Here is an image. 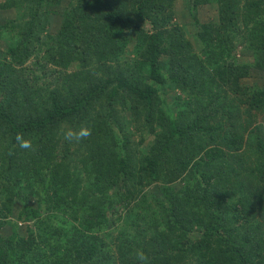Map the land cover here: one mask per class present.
I'll use <instances>...</instances> for the list:
<instances>
[{"label":"trees","instance_id":"16d2710c","mask_svg":"<svg viewBox=\"0 0 264 264\" xmlns=\"http://www.w3.org/2000/svg\"><path fill=\"white\" fill-rule=\"evenodd\" d=\"M46 1L0 0V10L21 3L28 7L18 38L0 53V161L14 175L4 182L25 181L31 194L36 181L41 182L43 164L48 168L53 163L54 172L66 166L67 155L58 156L53 143L61 125L86 124L91 138L108 134L115 140L110 146L118 144L125 133L118 106L130 109L155 140L133 167L129 160L135 158L126 154L112 158L108 167L116 173L135 179L144 170L142 179H130L128 186L113 178L108 186L119 192L112 197L103 194L109 187H100V194L89 187L83 197L93 206L86 218L68 230L53 227V245L44 237L38 241L41 236L30 227L27 234L4 235L1 226L10 221L0 208V264H139L121 246H107L96 223L108 222L139 186L161 177L173 181L186 171L191 188L159 202L163 222L151 220L148 239L133 237L128 244L143 250L149 264H264V223L259 220L264 217V89L241 82L251 67L264 70V0H218L216 22L200 24L192 12L203 59L191 53V43L174 22L175 0H78L64 12L51 46L40 36L48 21ZM208 1L190 0V9ZM8 26L18 27L9 20L0 25V34ZM238 42L252 52V65L226 61ZM130 45L134 58L122 60ZM30 59L33 67L44 70L50 63L58 72L60 81L45 95H37L30 80L34 69L25 65ZM73 61L83 70L68 72ZM168 88L188 95L181 104L169 101ZM259 113L263 116L254 124ZM17 133L31 138L35 150L21 149ZM97 148L92 145L82 168L96 181L108 159L103 163ZM49 173L54 183L55 175ZM6 184L0 183V192L7 194L2 204L10 212L14 199L26 200L28 193L11 192ZM65 201L59 195L49 209H59ZM18 217L39 222L40 212L25 207Z\"/></svg>","mask_w":264,"mask_h":264},{"label":"rangeland","instance_id":"374dc122","mask_svg":"<svg viewBox=\"0 0 264 264\" xmlns=\"http://www.w3.org/2000/svg\"><path fill=\"white\" fill-rule=\"evenodd\" d=\"M244 1L245 0H240V4ZM77 2L78 0L46 1L47 7L45 9L47 11L46 16L48 21L46 29L40 33L42 40L48 42L46 46H51L54 43L52 38L56 37V34L60 29L63 22L64 12L72 5L77 4ZM218 5V0H209L206 3L196 6L195 10H193L190 9V0H175L174 22L182 27L185 39L191 43V53L197 54L202 59L203 44L197 37V31L199 30L198 23L216 22L218 19ZM27 8V5L24 6V4L21 3L19 6L0 10V25L5 24L9 20H14L18 25V27L8 26V28H4L1 32L0 53L5 50L8 43H11V41L18 38L17 36L20 32V28L24 26L23 22L28 16ZM192 12L195 14L198 23L194 20ZM42 51H40L41 54ZM230 55L231 57L228 55L225 58L227 62L236 61L238 63H250L251 65L254 63L252 52L241 42L237 43L235 49ZM121 57L123 58L122 60L126 61L134 58V52L131 45L125 49L124 54ZM165 59L166 58L164 57L163 60ZM33 62L34 61L30 59L25 63L27 70L33 68L35 72H30L32 74L29 75L30 80L35 87L36 94L45 95V92L47 93L48 90L53 89L55 84L60 81L57 76L58 72L55 73L52 70L50 63H46L47 65L45 69L42 70L33 67ZM80 70L83 69L78 61H73L68 66V72H78ZM241 82L243 85L250 88L257 87L259 89H264V70L251 67L248 76L241 79ZM219 92L222 93V91ZM167 95L169 101H172L175 98L181 104V99L186 98L188 93L168 88ZM118 107L120 114L119 117L122 119L121 126L125 128V133L124 139L120 140V142L114 146H110L112 143H115V140L108 134L100 137L97 136L96 138H94V135H92L91 138L90 135L89 138L82 140L79 143L65 141L60 129L61 127L69 126H66L65 124L64 126H59L55 130L58 139L53 142L56 149L55 152L60 157L65 153L67 157L63 160H66L68 163H66V166L60 165L56 172H54L56 168L53 166V163L52 165L49 163L48 168L43 164L45 170H42L40 173L41 182L36 181L37 183L34 184L35 186L33 187L34 191L31 194L28 193L30 188L25 186V181H21L19 184H6L4 182L9 179L14 180L11 178L14 175L11 173L12 176L10 172H7L5 166L2 165L0 161V183H2V185L6 184L11 192H21L23 196H26L24 194L28 193L26 200H23V198L14 199V203H11V211L8 212L9 210L5 209L2 204L5 200V195L7 194L0 192V208L3 210L5 218L10 221V223H5L1 226V231L4 235L11 234L13 231L27 234V229L30 227L34 234L41 236L38 237V241L40 238L43 239L44 237L47 238L45 241H49V244L53 245L54 242L51 241L53 227L62 226L65 230H68L73 224H79V222H82L86 218L89 207L93 206L91 201L88 199L87 201H84L85 199L83 197L85 192H88L89 187H93L97 190V193L100 194V187L103 186L108 188V184L113 178L120 179L118 183L127 181L128 186L130 185L131 180L137 181L142 179L145 172L144 170H140L137 177L131 179L132 176L128 174L123 176L122 173H116L113 168L108 167V163L114 158V156H124L125 154L127 157L135 158L136 161L129 160V166L133 167L134 162H140L137 158L147 153L151 144L155 140L154 134L147 133V129H144L138 123L139 120L134 119V115L130 109L124 111V107ZM32 108H37V106L33 104ZM173 108L175 110L177 105H173ZM245 109V105H241V111H245ZM262 116V113H259L254 124H257ZM24 117L25 115L21 118ZM136 124L139 128L136 127ZM93 144L94 147H101L97 153H100L101 157H103V163L105 161L104 159L108 158L104 163L105 168L99 172V178L97 181L91 175L92 172H90V170L85 171L82 169L86 165L87 158L89 159V150L92 149ZM86 146H88L87 149ZM251 157H253V154ZM49 171L53 172L55 175L53 176L55 179L54 183L50 179L51 174ZM70 175H73V177ZM199 175L200 173L196 171L195 176L199 177ZM65 176H67L66 179H64ZM75 179L77 182H74ZM192 184L193 183H190L188 180V173L186 171L181 173V175L173 181H165L161 177L158 181L147 182L145 185L139 186V191H136L137 194H135L131 200L128 198V201L126 200L121 206L119 204L116 205V208L120 207L112 215H109L110 220H108V222L100 220L96 223L98 225L97 228L99 229L100 236L104 238L107 246L111 249L115 250L116 246H121L123 252L127 255L126 257L130 261L134 260L136 252L139 249L135 245L128 244L127 241L133 240V237L138 238L139 241L144 239V237L148 239V235L151 233V220L155 219L158 224H161L164 220L162 217L165 214L159 202L164 201L169 196H173V193L178 192L179 190L184 189V191H187V186L191 188ZM70 187H74L75 189L70 190ZM131 190L134 191L136 189L132 188ZM118 192L119 191H116V188L109 187L108 191L103 194L106 197H110ZM122 194L125 195L123 191ZM59 195L65 196L66 201L63 204V207L59 209H49L54 201V203H56V199ZM25 207L26 209L36 208L40 212V221L37 222L34 217L27 218L28 222L19 219L18 216ZM117 211H119V214H117ZM76 215H78V218L74 219ZM5 218L3 219L6 220ZM259 220L264 223V217H260ZM197 231L198 229H195V231L192 232V235L196 236ZM51 245H49V247H51ZM59 252H63V249L60 248ZM119 255V249L112 254L114 259L119 257ZM116 262L122 264V262ZM110 264H112L111 261Z\"/></svg>","mask_w":264,"mask_h":264},{"label":"clouds","instance_id":"9594fccd","mask_svg":"<svg viewBox=\"0 0 264 264\" xmlns=\"http://www.w3.org/2000/svg\"><path fill=\"white\" fill-rule=\"evenodd\" d=\"M61 134L63 135V139L68 142H81L82 140L87 139L91 134L92 130L86 124H82L78 128L73 127H61ZM16 144L24 150L34 151L33 140L31 138L26 137L22 133H17L15 136ZM12 153L10 152L9 155ZM136 259L139 264H149L148 257L143 252V250H138L136 252Z\"/></svg>","mask_w":264,"mask_h":264}]
</instances>
